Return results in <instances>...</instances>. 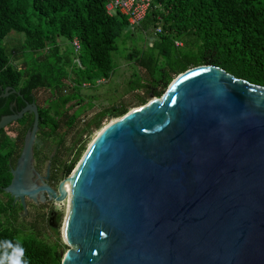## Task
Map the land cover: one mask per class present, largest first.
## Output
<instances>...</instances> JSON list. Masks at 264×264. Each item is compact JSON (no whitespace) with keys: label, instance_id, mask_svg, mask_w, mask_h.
Masks as SVG:
<instances>
[{"label":"water","instance_id":"obj_1","mask_svg":"<svg viewBox=\"0 0 264 264\" xmlns=\"http://www.w3.org/2000/svg\"><path fill=\"white\" fill-rule=\"evenodd\" d=\"M27 112L5 190L24 201L45 187L67 201L62 264H264V86L213 64L188 68L103 127L57 190L32 178L44 179L37 104L3 115L0 129Z\"/></svg>","mask_w":264,"mask_h":264},{"label":"trees","instance_id":"obj_2","mask_svg":"<svg viewBox=\"0 0 264 264\" xmlns=\"http://www.w3.org/2000/svg\"><path fill=\"white\" fill-rule=\"evenodd\" d=\"M110 1L0 0V119L34 101L39 113L37 138L42 133L58 142L53 149L56 159L71 150L64 145L68 130L74 129L77 141L98 129L108 113L117 118L145 104L151 94L160 97L188 68L213 64L264 86V0H152L146 17L135 26L119 11L109 14ZM157 26L161 31L155 32L154 53L133 49L125 53L126 60L145 70V83L133 88L134 97L102 108L90 120L87 114L72 112L79 102L75 91L114 73L117 38L135 27L148 32ZM11 33L19 37L8 41ZM41 89L44 94L39 98ZM33 121L34 113L27 112L8 125L19 124L21 131L0 129V192L11 181L10 167L16 164ZM40 157L44 160V154ZM75 160L70 164L62 160L64 176ZM14 230L0 219V261L61 264L56 248L22 241ZM51 252L56 255L49 256Z\"/></svg>","mask_w":264,"mask_h":264},{"label":"rangeland","instance_id":"obj_3","mask_svg":"<svg viewBox=\"0 0 264 264\" xmlns=\"http://www.w3.org/2000/svg\"><path fill=\"white\" fill-rule=\"evenodd\" d=\"M154 27L148 32H144L141 29L135 27L132 32L129 31V34L123 35L116 40L117 48L112 52L113 61L115 64L114 73L108 80L103 82L96 81L94 86H81L79 92L75 91L74 94L76 98L79 99L76 105L72 108V112L75 110L79 115L85 114L88 115V119H93L95 113L100 111L104 107H110L113 104L119 103L120 101H129L134 97L132 90L135 86H139L144 82V72L139 65H137L133 60H126L125 53L130 52L132 49L138 50L142 54H152L155 51L152 49V44L154 38L156 37ZM19 37L18 34L11 33L8 41H13L15 38ZM178 45H183V42L178 41ZM129 48V50H127ZM167 89V88H166ZM138 90V89H137ZM137 90H134V93H137ZM38 97L41 98L44 94V89H41L38 93ZM46 105V104H45ZM82 117V116H81ZM113 119L111 113H108L101 120V126L98 129L93 130L90 134H84L80 139L76 141L74 129L68 130L65 137V147L71 148L70 151L60 154L58 158L60 160L56 161L57 169H61L62 163L67 162L70 164L74 159V166L71 172L75 169L78 161L82 158L85 151L89 147L90 143L97 136L100 130L110 123ZM81 125L79 128L81 129ZM22 127L19 124H12L8 126V131L11 133H16V131H21ZM64 131V130H63ZM76 131V130H75ZM77 132V131H76ZM41 133V132H40ZM60 136V134H58ZM39 146L44 150V153L51 154L56 145H59L52 137H47L46 135L39 136L38 139ZM70 147H67L69 146ZM64 147V148H65ZM63 148V149H64ZM65 150V149H64ZM63 152V151H62ZM61 153V152H60ZM62 160L64 162H62ZM62 162V163H61ZM70 172V173H71ZM64 177L60 173L59 179L61 180ZM1 199V196H0ZM63 203V202H62ZM66 211V205H62ZM64 211V210H63ZM65 211L62 213L61 222H64ZM23 233H18L19 237H23ZM36 236V234H35ZM30 236H25V240H29ZM63 239V238H61ZM65 240V239H64ZM63 241V240H62ZM66 242V241H65ZM68 245V243L66 242ZM70 247V246H69Z\"/></svg>","mask_w":264,"mask_h":264},{"label":"flooded vegetation","instance_id":"obj_4","mask_svg":"<svg viewBox=\"0 0 264 264\" xmlns=\"http://www.w3.org/2000/svg\"><path fill=\"white\" fill-rule=\"evenodd\" d=\"M37 139L38 138L36 137L34 145V168L44 179L41 180L37 178L36 173H34L32 178L37 182L39 187L47 184L57 190L60 181L66 177L64 176L61 180H58L60 173L63 175L65 167L62 165L61 169H57L56 164L54 163V161H56L55 153H44V150H41L38 146ZM42 154H44V160L40 157ZM49 161H51L50 172L48 177H44L47 174V165ZM15 166L16 164L11 165L10 172ZM12 178L13 176L11 177V181ZM9 184L4 185L3 192H0L1 222L4 223L5 226L11 227L12 231L16 229L14 231L16 232L17 238L22 241H25V236H30V239L27 241L31 243L41 242V244L56 248L58 256H60V263L62 264L63 256L69 248V245H67L64 240L62 232L63 224L60 221L62 213L65 211L64 207L62 208V205H66L67 201L65 200V202L62 203L55 198H51V195L45 187L41 188L39 192L34 195H24V201H22L21 197L16 199L15 196H12L5 190ZM21 232L24 234L23 237L18 236V233ZM55 255L56 254H52V252L49 254L51 257ZM0 264L11 263L3 260L0 261Z\"/></svg>","mask_w":264,"mask_h":264},{"label":"built area","instance_id":"obj_5","mask_svg":"<svg viewBox=\"0 0 264 264\" xmlns=\"http://www.w3.org/2000/svg\"><path fill=\"white\" fill-rule=\"evenodd\" d=\"M152 0H111L107 4V10L109 14H114L119 11L128 17V21L131 25H138L147 14ZM155 32H160L161 27L154 28ZM74 45L79 46L78 40L75 39ZM178 43V41L176 42Z\"/></svg>","mask_w":264,"mask_h":264},{"label":"bare ground","instance_id":"obj_6","mask_svg":"<svg viewBox=\"0 0 264 264\" xmlns=\"http://www.w3.org/2000/svg\"><path fill=\"white\" fill-rule=\"evenodd\" d=\"M114 120H115V119H113V121H114ZM108 124H109V123H108ZM108 124H107V125H108ZM101 130H102V129H101ZM101 130H100V132H101ZM100 132H99V133H100ZM99 133H98V134H99ZM98 134H97V135H98ZM91 143H92V142H91ZM91 143H90V144H91ZM65 187H66V191L68 192V191H69V182L66 183V186H65Z\"/></svg>","mask_w":264,"mask_h":264},{"label":"clouds","instance_id":"obj_7","mask_svg":"<svg viewBox=\"0 0 264 264\" xmlns=\"http://www.w3.org/2000/svg\"><path fill=\"white\" fill-rule=\"evenodd\" d=\"M21 252H22V249H21ZM13 264H20V261L16 260V261L13 262Z\"/></svg>","mask_w":264,"mask_h":264}]
</instances>
